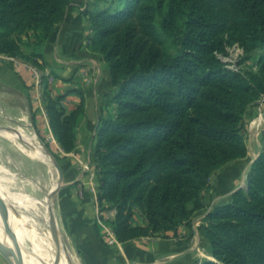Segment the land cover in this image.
Masks as SVG:
<instances>
[{
  "label": "trees",
  "instance_id": "obj_1",
  "mask_svg": "<svg viewBox=\"0 0 264 264\" xmlns=\"http://www.w3.org/2000/svg\"><path fill=\"white\" fill-rule=\"evenodd\" d=\"M70 2L0 0V54L53 74L43 46ZM84 13L86 46L109 71L114 105L95 131L99 211H114L108 224L119 242L166 237L205 207L211 176L247 155L245 118L264 95V0H95ZM233 44L243 49L237 70L218 57ZM256 51V69L241 68ZM41 79L51 133L69 153L83 90L52 95ZM70 93L80 99L66 110ZM135 208L145 225L131 223ZM94 230L101 239L97 222ZM203 232L213 260L201 264H264V144L246 186L206 212Z\"/></svg>",
  "mask_w": 264,
  "mask_h": 264
},
{
  "label": "crops",
  "instance_id": "obj_2",
  "mask_svg": "<svg viewBox=\"0 0 264 264\" xmlns=\"http://www.w3.org/2000/svg\"><path fill=\"white\" fill-rule=\"evenodd\" d=\"M94 1L71 0L65 19L45 41L44 59L52 67L53 74L40 71L20 58L0 54V139L5 140H0V151L6 147L20 162L47 163L45 155L30 141L32 136L40 138L41 144L47 143L50 151L58 157L55 164L58 183L43 198L24 196L31 203L30 208L44 206L42 221L48 226V202L52 206L56 197V204L52 206L53 223L56 230L63 234L67 250L65 255L61 254L63 258L57 264H201L206 259L213 260L203 232V217L214 204L228 200L239 189L241 184L232 178L238 170L234 168L242 166L247 159L250 168L259 155L264 144V103L261 113L258 112L259 100L248 108L244 125L246 129L255 130L245 139L246 157L230 162L218 170L217 175L211 176L215 179L212 183L210 178V187L204 192L205 207L193 214L190 224L180 225L175 233L168 232L166 237L147 236L119 242L108 224L114 216L113 210L101 213L97 200V174L93 158L95 131L99 118L113 113L114 105L107 102L109 71L102 58L86 46L89 29L84 12L92 7ZM23 48L29 50L27 46ZM42 74L51 76L49 91L52 94H62L78 86L83 90L86 112L78 127L76 147L69 153L60 148L51 133L42 97ZM79 99L76 93L67 94L63 100L66 110L72 109ZM14 138H19L21 145H28L30 149L22 147L17 148L18 151L11 147ZM6 158L9 160V155ZM10 195L17 194L0 184V196L6 200L0 197L2 211L25 217L27 220L12 215L32 232L42 235L39 230L40 214L31 218L19 212L10 203ZM34 220L38 223L37 228L29 226V222ZM95 222L100 227L101 239L94 230ZM131 223L146 224L145 217L137 208L133 211ZM1 244L2 241L0 247ZM0 260L5 261L1 248Z\"/></svg>",
  "mask_w": 264,
  "mask_h": 264
},
{
  "label": "rangeland",
  "instance_id": "obj_3",
  "mask_svg": "<svg viewBox=\"0 0 264 264\" xmlns=\"http://www.w3.org/2000/svg\"><path fill=\"white\" fill-rule=\"evenodd\" d=\"M257 53H258L257 51L253 52L251 54V58L241 64V68L243 69L249 68V69L255 70L256 67L254 66V63H255ZM46 71L48 70L46 69ZM46 81L48 83L46 84V87L48 90H50L49 83L51 81V76L49 74H47ZM52 95H55V94L53 93ZM257 117H258V114H257ZM254 130L255 128H250V127L249 129L248 128L246 129V126L244 125L242 132H243L245 139H247L254 132ZM30 139H31L30 141L45 155L47 163L39 164L38 162L28 163L27 161L26 162L17 161L16 155L14 156L13 153L11 154L10 151H8V149L5 147L4 150L2 149L0 151V157L2 158L0 160V184L3 185L6 188V190H8L9 192L17 194V195H10L12 197V200L10 203L15 205V208L19 212L23 214H27L31 218L37 216L38 213L40 214L39 221H40L41 229L39 230L43 232L42 235H47L51 231H49L48 224L42 221L44 214H45L44 206L37 205L36 207L30 208L31 203L28 202V200L24 196L43 198L45 194H47L48 191L52 188V186L58 183L59 174L57 173V169L55 167L57 160L47 151L44 144H41L39 142L40 138L39 139L36 137L33 138L31 136ZM0 140L5 141L4 138H1ZM13 142L14 143L12 144L11 147L15 149L17 148L20 149L22 147H26L30 149V147H27L28 145L22 146L19 138H14ZM7 154L9 155V160H7L6 158V156H8ZM248 162H249V159H247V161H245L242 166L234 168L238 170H237V174H234V175L232 174L233 175L232 178L234 179L236 178V180L241 184L239 188H243L246 186V175L249 170ZM214 179L215 177L211 178L212 183ZM48 199L49 198L47 197V201ZM55 204H56V197L53 198L52 200V206H55ZM12 215H14V217L16 218L20 217V218L26 219L25 217H22L20 215H15L13 213ZM29 223H31V225H29L31 227L32 226H35V228L38 227L37 226L38 223L35 220ZM57 232L61 235L63 241L65 242L64 236L61 233V231L60 230L54 231V233H57ZM0 241L2 240L0 239ZM24 246L28 249V251L34 254L35 248L32 244L28 245L27 243H24ZM57 250L59 254L60 253L63 254L61 247L59 245V242L57 244ZM0 264H11V263H10L9 258L5 256V261L2 262V260H0Z\"/></svg>",
  "mask_w": 264,
  "mask_h": 264
},
{
  "label": "bare ground",
  "instance_id": "obj_4",
  "mask_svg": "<svg viewBox=\"0 0 264 264\" xmlns=\"http://www.w3.org/2000/svg\"><path fill=\"white\" fill-rule=\"evenodd\" d=\"M2 198L5 200L4 197ZM2 226H4L12 233L13 245L16 250L23 256V261L21 264H57L58 261L56 258V253L58 250L56 248V245L54 244L56 241L54 234L49 233L47 235H41L38 233H34L26 225L21 223L19 220L14 218L11 213H9L8 219L0 218V239L2 240V242L7 241L8 243L9 241L3 233ZM24 243H27L28 245L32 244L34 246V254L28 251V249L24 246ZM61 258L63 257L60 253L59 263L61 262ZM39 261H41V263Z\"/></svg>",
  "mask_w": 264,
  "mask_h": 264
},
{
  "label": "water",
  "instance_id": "obj_5",
  "mask_svg": "<svg viewBox=\"0 0 264 264\" xmlns=\"http://www.w3.org/2000/svg\"><path fill=\"white\" fill-rule=\"evenodd\" d=\"M47 212H48L49 227L51 229L50 233L54 234L55 235V239H56L54 244L56 245V248H57V244L59 242L61 250H62V252L65 255L67 250H66V246L64 244V241H63L61 235L58 232L54 233V231H57V230H56V228L54 226V223H53L52 206H51V204H48ZM0 218H3V219H8L9 218V215L6 212L2 211L1 207H0ZM2 229H3V233H4L5 237L9 241V243L7 241L2 242L1 247H0L2 253L5 254L4 256H7V258H9L11 264H21L22 261H23V256H22L21 253H19L16 250V248L13 245V235H12V233L8 229H6L4 226H2ZM56 258H57V261L59 262V252L58 251L56 253ZM39 262L41 263V261H39Z\"/></svg>",
  "mask_w": 264,
  "mask_h": 264
},
{
  "label": "built area",
  "instance_id": "obj_6",
  "mask_svg": "<svg viewBox=\"0 0 264 264\" xmlns=\"http://www.w3.org/2000/svg\"><path fill=\"white\" fill-rule=\"evenodd\" d=\"M228 53L226 55L219 54V59L225 64L226 67L230 69L237 70L239 67L237 65L238 60L243 55V49L237 44L227 48ZM264 103V95L259 99L258 111L261 113V105ZM259 116V115H258ZM114 212V211H113Z\"/></svg>",
  "mask_w": 264,
  "mask_h": 264
}]
</instances>
